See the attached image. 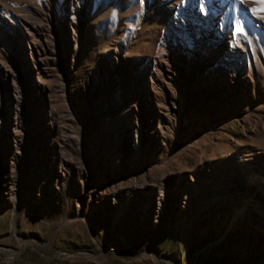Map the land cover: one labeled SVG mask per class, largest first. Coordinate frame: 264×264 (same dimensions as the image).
<instances>
[{
	"label": "rangeland",
	"instance_id": "obj_1",
	"mask_svg": "<svg viewBox=\"0 0 264 264\" xmlns=\"http://www.w3.org/2000/svg\"><path fill=\"white\" fill-rule=\"evenodd\" d=\"M212 1L0 0V264H264V4Z\"/></svg>",
	"mask_w": 264,
	"mask_h": 264
},
{
	"label": "bare ground",
	"instance_id": "obj_2",
	"mask_svg": "<svg viewBox=\"0 0 264 264\" xmlns=\"http://www.w3.org/2000/svg\"><path fill=\"white\" fill-rule=\"evenodd\" d=\"M195 2H197L198 4H213L212 0H193ZM221 3H229L231 2V4L233 3H237V4H241V2H239L238 0H221L219 1ZM252 0H247L245 4H252ZM215 3V2H214ZM220 3V5H221ZM254 3V2H253ZM257 3H260V1H257ZM90 4V3H87ZM168 4V3H166ZM262 4V3H260ZM217 8L218 5H216ZM222 7V6H221ZM224 10V9H223ZM190 17L192 18V21L195 22L196 20L198 21L201 18H205V15L203 13H200L198 10L195 9H191L189 12ZM258 16V15H256ZM255 15L253 16L256 17ZM228 19V18H226ZM230 19L228 20V25H231L232 22H229ZM259 21V20H258ZM257 21V22H258ZM25 20L23 17L20 16H14V18L10 17L9 19H5V18H1L0 21V40L2 39L4 41V38L6 40V47L9 48L12 51H24L25 48H23V44L21 41H23V38L26 35L27 32V27L25 24ZM260 23V22H259ZM210 25H218L219 26V31L214 30L213 31V37L212 39L216 38L218 40H220V37H225V38H234V36L230 34V32L228 31V29H226L224 27V25L220 22V24H216L215 23V18H212V21L209 23ZM262 28V26H261ZM19 35V36H17ZM18 37V40L16 41V43L14 42L15 37ZM208 36H205L203 41L208 40ZM20 40V41H19ZM222 41V40H221ZM25 46V45H24ZM29 47V46H28ZM14 48V50H12ZM30 48V47H29ZM9 50V51H10ZM227 54H231L232 50L227 51ZM31 62H33V60H31ZM0 123H2L0 121ZM40 144V142H39ZM38 144V145H39ZM34 153V155H33ZM39 151L38 149H35L31 152V154L34 156V158L38 155ZM248 192V189H246V194ZM162 198H164L162 195L160 196L158 193L156 192H151L149 191L148 193H144V191H138L137 189H134L131 193V195H128L126 197V206L124 208L121 209L120 213L121 215L128 221V222H134L138 225H142V222L144 220V218L147 216H149L150 214L156 215V209L159 206L160 201L162 200ZM139 200V204L137 206H133L134 202ZM244 203H241L242 206H244V208H247L250 206L249 202L251 201L250 199H248L247 197L244 196ZM135 208L136 211L134 214H131V209ZM244 209H234L233 210V214L231 216V221L230 224L232 225L237 218H239L242 213H243Z\"/></svg>",
	"mask_w": 264,
	"mask_h": 264
},
{
	"label": "snow or ice",
	"instance_id": "obj_3",
	"mask_svg": "<svg viewBox=\"0 0 264 264\" xmlns=\"http://www.w3.org/2000/svg\"><path fill=\"white\" fill-rule=\"evenodd\" d=\"M261 3L264 4V0H261ZM259 11L264 12V7H261V8L259 9Z\"/></svg>",
	"mask_w": 264,
	"mask_h": 264
}]
</instances>
